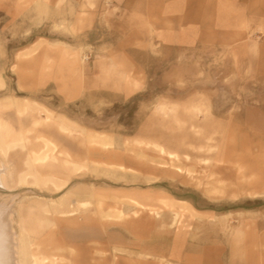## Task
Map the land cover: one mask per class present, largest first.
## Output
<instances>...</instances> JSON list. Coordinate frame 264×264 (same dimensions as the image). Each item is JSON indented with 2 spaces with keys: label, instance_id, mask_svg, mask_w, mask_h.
I'll return each mask as SVG.
<instances>
[{
  "label": "rangeland",
  "instance_id": "1",
  "mask_svg": "<svg viewBox=\"0 0 264 264\" xmlns=\"http://www.w3.org/2000/svg\"><path fill=\"white\" fill-rule=\"evenodd\" d=\"M111 8L0 0V209L14 262L264 264L259 36L249 22L230 39L239 32L217 22L209 38L207 7L195 31L192 6L182 18L169 8L171 23L159 6L154 17L143 5Z\"/></svg>",
  "mask_w": 264,
  "mask_h": 264
},
{
  "label": "crops",
  "instance_id": "2",
  "mask_svg": "<svg viewBox=\"0 0 264 264\" xmlns=\"http://www.w3.org/2000/svg\"><path fill=\"white\" fill-rule=\"evenodd\" d=\"M77 3L85 8L87 11L88 8L95 7L96 9L99 7H103L106 3V5H111V10H116V8L120 6H131V5H143L146 8L145 15H149V17H154L156 14L153 8L161 7L166 9V11H162V16L165 18H161L160 21H163L165 23H171L174 21V19L168 15V13H172V11L169 10V8H179V11L173 12L174 17L175 15H179L182 18V14L185 11L186 7L192 6V29L195 31L197 28H199L200 19H201V7L205 8L207 7V12L202 17H205L207 19V33L209 35V38H215V32L217 30L216 23L218 22L223 23V29L226 33L227 31L234 34L235 32H239V36H234L230 39L235 38H243L242 36L245 34V31H247V24L250 22V28L254 29V32L257 33L256 36H259V40H261L260 48L261 52L264 55V0H76ZM204 11V10H203ZM158 21V19H150L151 22ZM176 20V19H175ZM227 36V35H226ZM226 38V37H225ZM78 53V52H77ZM99 133H105V132H99ZM107 135L111 136L110 134L106 133ZM112 137V136H111ZM143 144V143H142ZM112 145V144H110ZM105 145V146H110ZM104 146V145H100ZM206 192L210 196L214 197H220L221 195H215L213 193H209L207 189L205 188ZM101 196V200L103 201L104 196L102 194H97L93 196L92 202L95 205L96 213L99 214V220L103 218L106 215H109V211L101 208L102 201H100L99 204L94 203L97 198ZM233 196V195H232ZM83 199V198H82ZM166 200V199H165ZM83 201H90V199H84ZM182 203H180L179 206L183 207L186 210H195V207L191 201L188 199H182L180 200ZM91 202V201H90ZM91 202V203H92ZM164 203L168 205H173V200H166ZM103 210V211H102ZM101 211V212H100ZM99 212V213H98ZM101 215V216H100ZM114 215L119 216V213H114Z\"/></svg>",
  "mask_w": 264,
  "mask_h": 264
},
{
  "label": "bare ground",
  "instance_id": "3",
  "mask_svg": "<svg viewBox=\"0 0 264 264\" xmlns=\"http://www.w3.org/2000/svg\"><path fill=\"white\" fill-rule=\"evenodd\" d=\"M33 51V50H32ZM32 51H29V52H32ZM75 58L77 60H81V56L78 54V53H75L74 54ZM74 58V60H76ZM17 106V105H16ZM21 106V105H19ZM20 111V110H19ZM39 119V118H38ZM37 120V119H36ZM1 125H0V132H2L1 130ZM63 128H67V126H64ZM69 130V129H68ZM81 136L82 138H84L85 141L89 142V143H96V144H99V145H110V144H113V138L109 135H107L106 133H99V132H83V130H78L77 131ZM8 141H6V139L4 138V136L0 133V149L1 150H6L7 147H8ZM49 155V154H48ZM54 157V156H52ZM55 158V157H54ZM52 159V158H51ZM75 166H78L80 167V165L78 164V162L75 163ZM36 168V167H35ZM32 169V168H31ZM30 169V170H31ZM3 171L4 168L3 166L0 164V184L3 183L2 181V174H3ZM187 172V171H186ZM190 173V171L188 172ZM44 175H47V174H44ZM57 176V175H56ZM26 178V177H25ZM46 183V182H45ZM219 184V183H218ZM41 185V184H39ZM221 185V184H220ZM60 187V186H59ZM223 187V186H222ZM206 189L209 193H213L215 195H222L223 194V188H221V186H218L214 183H208L207 186H206ZM100 196V195H98ZM67 197V196H66ZM92 198V197H91ZM101 196L99 198H97V200L94 202L97 204L100 203V201H102L101 199ZM50 203V202H49ZM66 203V202H65ZM91 202L90 201H77V203L75 204L74 207L71 208V211L72 210H78V209H81L83 208V206L87 205V204H90ZM53 205V204H51ZM60 205V203H59ZM64 205V204H62ZM66 205V204H65ZM45 206V205H44ZM47 206V205H46ZM50 206V205H49ZM56 206V205H55ZM58 206V205H57ZM97 206V205H95ZM59 207V206H58ZM69 207V206H68ZM43 208V207H42ZM51 208V207H50ZM55 209V208H54ZM69 209V208H68ZM44 210V209H43ZM53 210V209H52ZM58 209H56L57 211ZM103 211V210H102ZM9 212V211H8ZM7 209H3L1 210L0 209V264H17L16 262H14V253H15V249L17 247V242L14 238V232L13 230L11 229V226H10V222L7 218ZM49 212V211H48ZM52 212V211H51ZM61 212V211H59ZM101 212V211H100ZM105 212V211H103ZM46 213V212H45ZM55 213V212H54ZM99 213V212H98ZM69 214V213H67ZM99 216V214H98ZM101 216V215H100ZM44 224V223H43ZM26 243V242H25ZM20 246V245H19ZM24 248V247H23ZM24 250V249H23ZM21 251V250H20ZM22 253V252H21ZM25 255H23L24 257ZM25 260V259H24ZM24 260H23V263H24ZM22 263V264H23ZM32 264H36L35 262H33Z\"/></svg>",
  "mask_w": 264,
  "mask_h": 264
}]
</instances>
